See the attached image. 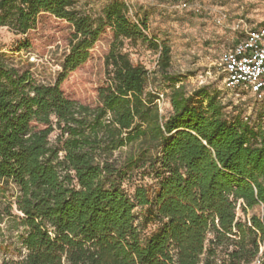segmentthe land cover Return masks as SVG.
Here are the masks:
<instances>
[{
    "label": "trees",
    "instance_id": "16d2710c",
    "mask_svg": "<svg viewBox=\"0 0 264 264\" xmlns=\"http://www.w3.org/2000/svg\"><path fill=\"white\" fill-rule=\"evenodd\" d=\"M44 13L73 29L54 83L0 52V220L22 227L0 264H252L261 246L264 264V124L213 85L187 92L171 47L123 0L97 16L80 0H0V27L21 36L11 52ZM106 29L95 104L66 97ZM136 46L157 55L159 82L131 60Z\"/></svg>",
    "mask_w": 264,
    "mask_h": 264
},
{
    "label": "rangeland",
    "instance_id": "374dc122",
    "mask_svg": "<svg viewBox=\"0 0 264 264\" xmlns=\"http://www.w3.org/2000/svg\"><path fill=\"white\" fill-rule=\"evenodd\" d=\"M110 1L80 0V3L85 11L97 16ZM123 1L128 4L129 16L133 20L138 16L147 17L149 35L166 41L171 47L169 72L180 77L187 92L203 85H213L219 89L225 103H232L233 109L248 116L252 122L264 124V100L256 101L250 93L226 89L219 66L222 53L242 38L233 28L239 19H243L248 27L264 26V0H190V4L199 5L200 11L196 13L191 9L178 8L180 0ZM220 13L227 15L222 23L216 21ZM72 32L67 21L44 13L26 35L30 42L26 50L11 52L21 36L0 27V52L20 69L30 70L40 82L54 83L68 52ZM112 40V31L106 29L90 50L88 60L63 80L60 88L66 97L80 103L95 104L98 90L105 81L104 61ZM126 48L131 60L143 64L151 73L152 80L159 82L157 55L143 46ZM163 87L161 84L160 93H163L160 90ZM159 107L164 116L169 114L166 95L160 98ZM260 210L257 207L253 212L260 214ZM21 231L17 221L6 217L0 220V260L4 256H13L12 249L19 243ZM7 247L10 248L7 250Z\"/></svg>",
    "mask_w": 264,
    "mask_h": 264
},
{
    "label": "built area",
    "instance_id": "2783aa9c",
    "mask_svg": "<svg viewBox=\"0 0 264 264\" xmlns=\"http://www.w3.org/2000/svg\"><path fill=\"white\" fill-rule=\"evenodd\" d=\"M177 7L182 10L200 11L199 5L190 4V0H181ZM226 19L227 15L220 13L216 21L222 23ZM233 28L242 35V38L225 50L220 57L219 66L224 74L225 88L250 93L256 100H262L264 98V26L248 27L243 19H239ZM160 98L163 99V94ZM262 252L263 246L252 264H261Z\"/></svg>",
    "mask_w": 264,
    "mask_h": 264
}]
</instances>
